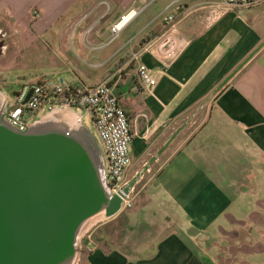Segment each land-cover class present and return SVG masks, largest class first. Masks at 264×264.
<instances>
[{
    "label": "crops",
    "instance_id": "obj_1",
    "mask_svg": "<svg viewBox=\"0 0 264 264\" xmlns=\"http://www.w3.org/2000/svg\"><path fill=\"white\" fill-rule=\"evenodd\" d=\"M173 1L160 0L153 18ZM143 4L0 0V24L6 26L1 22L7 19L8 26L30 41L47 35L50 49L51 28L57 24L64 32L84 24V36L86 28L96 27L105 16L111 27L125 11ZM150 5L123 28L131 26V35L109 52L98 76L65 70L70 80L113 85L130 119L132 161L144 160L143 165L264 39V31L247 20H226L239 7L221 10L218 0H177L178 9L170 10L176 15L172 23L148 19ZM92 31L86 37L96 38ZM232 31L236 35L229 36ZM168 32L184 43L172 60L163 58L158 45ZM139 63L149 68L154 84L141 80ZM211 98L201 122L191 120L138 179L134 207L127 215L121 219L118 211L92 229L83 264H187L193 256L203 264H264V46ZM90 133L105 163L104 146ZM109 221L123 224L120 235L113 234L115 225ZM131 227L138 237L129 242ZM121 239L119 247L115 242Z\"/></svg>",
    "mask_w": 264,
    "mask_h": 264
},
{
    "label": "water",
    "instance_id": "obj_2",
    "mask_svg": "<svg viewBox=\"0 0 264 264\" xmlns=\"http://www.w3.org/2000/svg\"><path fill=\"white\" fill-rule=\"evenodd\" d=\"M264 39L182 122L118 192H110L90 146L57 126L18 129L0 114V264H67L79 226L123 207L138 178L241 67ZM31 91L29 92V94Z\"/></svg>",
    "mask_w": 264,
    "mask_h": 264
},
{
    "label": "built area",
    "instance_id": "obj_3",
    "mask_svg": "<svg viewBox=\"0 0 264 264\" xmlns=\"http://www.w3.org/2000/svg\"><path fill=\"white\" fill-rule=\"evenodd\" d=\"M142 7H131L111 27L110 37L101 46L111 43L127 25L154 0H143ZM176 1L166 6L158 18L165 23L175 20L173 7ZM263 0H218L221 10L258 4ZM159 49L163 58L174 59L182 50L183 40L175 33L168 32L160 38ZM138 75L144 83L154 84L156 79L144 63L138 64ZM31 93L29 94V92ZM0 114L11 126L26 129L34 126L45 116L57 110L73 111L83 108L92 118L96 133L105 149L106 162L102 163V178L110 192H118L127 182V170L132 162V131L129 116L119 101L114 87L104 80L95 85L85 83L80 78L70 80L64 76L38 75L18 83L12 94H2ZM71 108V109H70ZM47 109V112L39 116ZM83 125V124H82ZM130 206V194L123 199V206Z\"/></svg>",
    "mask_w": 264,
    "mask_h": 264
},
{
    "label": "rangeland",
    "instance_id": "obj_4",
    "mask_svg": "<svg viewBox=\"0 0 264 264\" xmlns=\"http://www.w3.org/2000/svg\"><path fill=\"white\" fill-rule=\"evenodd\" d=\"M153 2L150 3L151 5L149 4L150 6L145 11V14L149 15L148 19H155L159 15L158 14L155 16V18H153V16L156 14L157 5L160 0H154ZM108 19L109 15L102 18L101 23L96 27L93 28V26H89L86 28L84 36L80 35L81 28L84 27V24L81 26L82 24L79 25L80 23H75L65 32L64 26L59 24L55 25L51 28L50 36L54 38V41H52V48L50 49L48 48V44L46 42L47 35L44 37L39 35L36 39L30 41L29 39L22 38L21 34L16 33L13 30L14 28L8 26L7 19L4 21L1 20V23H4L7 27L3 25L1 26L0 24V91L9 96L12 94L13 90L18 87V83L24 80H29L38 75L57 73L58 75L67 78L69 77L70 73H67L65 70L68 67L74 71H77L78 73H81L85 77H87L88 72H90L92 76H98L99 74L97 75V73L102 68H105L98 66H101L104 64V62H106L109 52L119 45L121 46L124 42H126L127 37L131 35L130 26L124 30L122 29L118 36L111 43L101 47L102 43L111 35L110 25H106ZM226 20H231V23H235L234 20H236V23L239 22V20H247V22L255 29L264 31V0L251 6L235 8V14L232 16H227ZM99 29L103 30L102 33H98ZM91 30H93L92 34H96V38H90L89 35V37H86V34ZM234 35H236V33L233 31L229 33V36ZM63 44L67 47V49H64ZM79 44H81V48L79 47ZM1 50L3 51L2 53ZM3 78L7 80V84L3 82ZM213 98L208 100L195 114L193 117V119L195 118L196 120L195 125L201 122L203 116H206ZM197 106L192 108L188 112V115L191 114L192 110L196 109ZM73 110H75L81 116V122L83 126L90 132H93L99 139L91 116L83 108H73ZM46 112L47 109H44L39 116ZM131 156L132 159L135 158L133 154ZM143 161L144 160L137 159L131 162L126 174L127 181L137 171L140 170V168L143 166ZM146 172H148V170L143 174ZM143 174L138 179H140ZM142 181L143 179L139 182V185ZM132 191L130 193L131 205L123 206V208L118 213V217L121 216V219L123 218L122 216H124L123 214L127 215V213L134 207V199H132V196H134L136 190L135 192ZM111 218L112 217L108 219L107 216L104 217L102 220L92 225L91 228L82 235L79 241V248L77 250L79 253V259L77 262L78 264H83L87 258V253L89 252L87 246L89 241L88 236L92 229L105 220H110ZM109 222L110 226L115 225L114 229L111 230L113 234L120 235L123 224L117 225V223H115L116 221ZM130 233L132 237L129 239V242H132L138 237L137 229L131 227ZM120 237L116 239L118 240ZM122 241L123 240L121 239L115 243L117 246L122 247L120 244Z\"/></svg>",
    "mask_w": 264,
    "mask_h": 264
},
{
    "label": "bare ground",
    "instance_id": "obj_5",
    "mask_svg": "<svg viewBox=\"0 0 264 264\" xmlns=\"http://www.w3.org/2000/svg\"><path fill=\"white\" fill-rule=\"evenodd\" d=\"M2 100V94L0 93V104ZM57 126L66 131L70 132L71 134L75 135L77 138L82 140L85 144L90 146L94 156L98 164L100 165V169L102 170V160L101 155L99 154L98 145L95 137L78 121V115L73 111L68 110H57L51 112L47 116H45L40 122L34 125V128L46 127V126ZM107 188V187H106ZM108 189V188H107ZM109 190V189H108ZM106 217L105 211L101 210L100 212L90 216L86 220H84L81 225L79 226L76 234L75 239V246L76 252L71 261L67 264H77L79 259V241L82 235L91 228L92 225L97 223L98 221L102 220Z\"/></svg>",
    "mask_w": 264,
    "mask_h": 264
},
{
    "label": "trees",
    "instance_id": "obj_6",
    "mask_svg": "<svg viewBox=\"0 0 264 264\" xmlns=\"http://www.w3.org/2000/svg\"><path fill=\"white\" fill-rule=\"evenodd\" d=\"M144 41V40H143ZM187 264H203L197 256H193Z\"/></svg>",
    "mask_w": 264,
    "mask_h": 264
}]
</instances>
